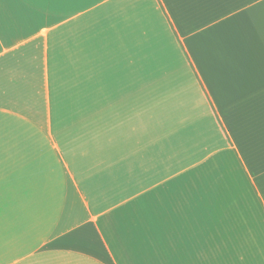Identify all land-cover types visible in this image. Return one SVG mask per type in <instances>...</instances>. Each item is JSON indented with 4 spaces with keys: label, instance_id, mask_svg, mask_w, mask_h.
Returning <instances> with one entry per match:
<instances>
[{
    "label": "crops",
    "instance_id": "0c3cea01",
    "mask_svg": "<svg viewBox=\"0 0 264 264\" xmlns=\"http://www.w3.org/2000/svg\"><path fill=\"white\" fill-rule=\"evenodd\" d=\"M0 264H264V0H0Z\"/></svg>",
    "mask_w": 264,
    "mask_h": 264
},
{
    "label": "rangeland",
    "instance_id": "374dc122",
    "mask_svg": "<svg viewBox=\"0 0 264 264\" xmlns=\"http://www.w3.org/2000/svg\"><path fill=\"white\" fill-rule=\"evenodd\" d=\"M161 258V257H160Z\"/></svg>",
    "mask_w": 264,
    "mask_h": 264
}]
</instances>
